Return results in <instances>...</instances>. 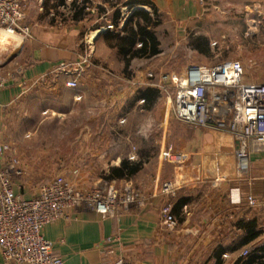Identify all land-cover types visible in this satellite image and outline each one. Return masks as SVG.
<instances>
[{"label": "crops", "instance_id": "crops-1", "mask_svg": "<svg viewBox=\"0 0 264 264\" xmlns=\"http://www.w3.org/2000/svg\"><path fill=\"white\" fill-rule=\"evenodd\" d=\"M74 1L26 0L24 24L33 34L29 40L11 39L0 31V75L8 77L7 86L0 90V134L11 147L18 146L22 160L17 164L21 175L14 177L15 192L36 197L46 182L40 177L63 176L72 181L73 172L85 175L78 179L81 192L91 191L90 177L99 173L105 174L101 186L127 183L142 173L148 174V181L138 182L137 200L114 216L73 209L68 218L46 224L42 233L54 253L64 264L119 260L124 264H247L241 251L264 245V152L252 154L249 167L238 171L231 133L211 126L191 127L179 120L172 89L164 91L149 83V69L132 75L136 60L156 57L134 58L126 69L124 58L107 42V30L93 40L97 62L103 63L101 70L109 69L114 52L121 69H74L70 64L83 57L84 41L87 35L91 41L94 33L90 31L105 25L110 10L120 5H125L122 12L142 9L163 16L160 23L169 22L173 37L169 57L178 66L186 64L182 71L191 64L241 59L240 36L251 51L264 52V0H123L117 7L112 0H100L96 8L86 7L80 13ZM61 65L72 74H57L55 69ZM183 74L171 72L161 82L175 86ZM43 76L47 80L41 83ZM70 79H76L79 88L68 87ZM142 82L145 87L139 85ZM47 122L70 125L68 147L29 160L26 148L41 141L38 131ZM78 158L85 159L82 169L74 165ZM125 160L140 163L141 168L130 178H108ZM5 165L0 158V166ZM64 173L71 175L67 178ZM164 179L177 186L174 229L162 223ZM249 195L257 199L256 206L248 203ZM0 264L17 263L5 262L0 254Z\"/></svg>", "mask_w": 264, "mask_h": 264}, {"label": "built area", "instance_id": "built-area-1", "mask_svg": "<svg viewBox=\"0 0 264 264\" xmlns=\"http://www.w3.org/2000/svg\"><path fill=\"white\" fill-rule=\"evenodd\" d=\"M25 2L0 0V31L5 37L21 40L31 37L30 28L24 24ZM112 27L110 24L106 29ZM88 58H83V62ZM59 69L58 73L72 74L70 69ZM7 83L8 77L0 75V90ZM67 86L77 89L79 83L70 79ZM164 89L174 90L173 108L179 120L196 127L211 126L231 133L238 171L249 167L252 154L264 152V81L250 80L241 59L215 65L191 64L175 86L165 85ZM11 151V145L3 141L0 134V158L6 160V165L0 166V254L7 263L64 264L63 258L54 253L52 243L42 233L46 224L68 218L73 209H91L114 216L137 200V192L130 184L120 194L114 184L86 193L76 191L60 176L43 183L38 196L22 197L14 188V177L20 176L21 171L17 168L18 159ZM161 192L166 197L161 210L162 223L167 229H174L178 225L173 212L177 186L173 181L164 182ZM247 201L251 206L258 203L252 195ZM252 251L251 247H246L240 256L245 257ZM116 264L124 262L119 260Z\"/></svg>", "mask_w": 264, "mask_h": 264}, {"label": "rangeland", "instance_id": "rangeland-1", "mask_svg": "<svg viewBox=\"0 0 264 264\" xmlns=\"http://www.w3.org/2000/svg\"><path fill=\"white\" fill-rule=\"evenodd\" d=\"M67 1H69V0H67ZM98 1H100V0H93V2H92V0H90V3H89V5L87 7L96 8L95 6L98 5V3H97ZM122 1L123 0H114V1H112L111 4L112 5L114 3L118 4V3H121ZM117 4H116V7H117ZM124 6L125 5H120L119 6L120 10ZM132 7H133V5L130 6V9H132ZM127 8H129V7H126V9ZM129 11L130 10L122 12V10H121L119 27H115L112 24L113 22L111 20V16H112L113 12H111V10H110V13H111L109 15L110 17L109 16H108L109 18L106 17L107 18V23L105 25L99 26L97 29H92L90 32H95V31L98 32V30L106 29L108 27V25H110V24H112L113 27L112 28H108L107 30H115L116 31V29H120L122 27V25L124 24V22L126 21V19L131 14V11L130 12ZM159 19L163 21V16L160 17ZM156 31H157L158 36H159L160 41H161V53L156 57V59H153V60H150V61H147V62H145V61H142V62L140 61L139 62V60L138 61L136 60L132 64V68L131 69L133 71V74H132L133 76H135V72L134 71H140V70H143V69H149L147 77L148 78L150 77L149 74L153 75L151 77L152 80L149 83H152L155 86L159 87V89H163L164 90L165 84H163L161 82L162 77H164L166 79L168 77V75L171 74V72H175L176 75L178 74L177 76L181 75V73L183 74L185 72V70L182 71L181 68H182V66H185L186 64L180 63V65L178 66L179 63H177L175 60H172L171 57H169V54L171 55V53H169V51L171 49V42L173 41L172 40L173 37H172V35H170V33H172V32H171V29H169V22H167V21L165 22L164 21L162 23H159L158 27H156ZM90 32L88 34H90ZM32 37H33V34L31 32V37L29 39H31ZM89 38H90V35H87V38L84 41L85 42L84 43L85 53H84L83 57L81 59H79L76 63H74L72 65L70 64L71 68L73 67L74 69H83L84 67H89L90 66V68L91 67H97L96 70H99V71H103L105 69L118 71L119 69H121L119 67L120 63L118 62V59L116 58V56H114V52H111L110 60L108 61L109 69L107 67L103 66V69L101 70V68H102L101 65H103V63L97 62V61H99L98 60L99 56H95V54H96V50L95 49L96 48L94 49V41L91 42L89 40ZM29 39H26V40H29ZM238 42L239 43H238L237 50L242 55L241 60L243 61L244 65H245V67L247 69V73L249 74V79L250 80H254V81H259V80L260 81H264V52L261 51V50L256 51V48L255 49L253 48L254 50L251 51L250 50V46L247 47L245 45L243 37H241V36L238 37ZM114 50H116V49H114ZM86 57H89V58L84 63L83 62V58H86ZM91 57H93V58H91ZM92 59L94 61H92ZM60 67L62 69L63 68L67 69V70L69 69V67L67 65H61L57 69H55L57 74H58V70H60L59 69ZM44 78H45L44 76L42 78H40L41 79V83H44L47 80V78H45V79ZM149 83H147V84H149ZM139 85H141L142 87H145V84H143V82L139 83ZM168 87H169V84H168ZM173 92H174V90H172L171 93H173ZM166 96L168 97L166 99L167 103L169 105H171V103L169 102V94H167ZM162 111H163V108L161 106V109H158V115L161 116V114H162L161 112ZM135 115H136L135 116L136 118H142V117L148 116L147 114L146 115L145 114H140V115L135 114ZM189 126L196 127V126H193V125H189ZM69 130H70V125H68V124H63L61 126H59V125H55L54 126V124H50V123L47 122V123H45V125H42L39 128V131H38V135H41V141L40 142H38V141L31 142V144L28 146V148H26V151H27V154H28L27 156L29 157V160L37 161L39 156H40L39 157V159H40L43 156V154H46L49 151H51L50 153H53L55 151V149L59 150V149H62L64 147L65 148L68 147V141L66 139L69 138V136H68L69 135ZM159 135L160 134H158V136ZM37 140H39V138ZM59 146H61V148H59ZM11 153L19 161L21 160L20 156H19V148H18V146H12ZM84 160H85L84 158H78L77 161L74 163V165L76 167H79L80 169H82L83 168L82 164L85 163ZM21 162H22V160H21ZM69 162H70V160L67 159V164ZM36 169L37 168H34V171H36ZM68 173H64L62 175H65V177L69 178L71 174L68 175ZM31 175L32 176H36L37 174L31 173ZM72 175H73L72 177H74V179L72 181L70 180L69 182L71 184L73 183L72 185H73V187L75 188L76 191H80L77 188L78 185H79L78 179L83 177L84 174L73 172ZM43 176L40 177L41 180L43 182L44 181L48 182V180L50 179V177H48V176H50V175H43ZM104 176H105V174L99 173L97 175H93V176L90 177V178H92V180H94V187L91 189V191H94V190H97V189L100 188L102 182L101 183H99V182L102 179L104 180V178H103ZM61 177H63V176H61ZM147 178H148V174L142 173L140 175L135 176L133 178V180L127 181V183L126 182H122V181H117V183L114 184V185H115L116 189L118 190V193L120 194V193H123L125 191V186L127 184H130V186L134 190H137L135 187H138V185H140V184H138V182L139 183L140 182H146V181H148ZM98 179H100V180L99 181H95V180H98ZM167 181H169V179H164V181L162 183L167 182ZM86 193H88V192H86Z\"/></svg>", "mask_w": 264, "mask_h": 264}, {"label": "trees", "instance_id": "trees-1", "mask_svg": "<svg viewBox=\"0 0 264 264\" xmlns=\"http://www.w3.org/2000/svg\"><path fill=\"white\" fill-rule=\"evenodd\" d=\"M73 3L78 13H80L82 10H85L90 0H81L79 3L75 0ZM115 5L116 3L112 6L115 7ZM120 14V7H117L111 16L112 24L115 27H119ZM159 23L160 19L157 14L137 9L131 12L120 29H116V31L107 30L105 34L107 42L111 48L116 49L124 58L126 69L134 58L152 59L161 53V41L156 31V27H158ZM140 168V163L125 160L120 167L111 170L108 178H130L134 176ZM258 234L259 233L256 232L253 238L257 237ZM247 240H250L249 237H247L246 241ZM242 259H245V263L247 264H264V245L256 247L247 256L241 257V260Z\"/></svg>", "mask_w": 264, "mask_h": 264}, {"label": "water", "instance_id": "water-1", "mask_svg": "<svg viewBox=\"0 0 264 264\" xmlns=\"http://www.w3.org/2000/svg\"><path fill=\"white\" fill-rule=\"evenodd\" d=\"M107 29H101V30H99L98 31V33H97V35H96V38L98 37V36H100L103 32H105Z\"/></svg>", "mask_w": 264, "mask_h": 264}, {"label": "bare ground", "instance_id": "bare-ground-1", "mask_svg": "<svg viewBox=\"0 0 264 264\" xmlns=\"http://www.w3.org/2000/svg\"><path fill=\"white\" fill-rule=\"evenodd\" d=\"M98 32H94L91 36V41H93L94 38H96V35H97Z\"/></svg>", "mask_w": 264, "mask_h": 264}]
</instances>
